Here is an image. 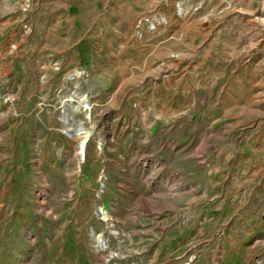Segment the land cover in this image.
Here are the masks:
<instances>
[{
    "label": "rangeland",
    "instance_id": "rangeland-1",
    "mask_svg": "<svg viewBox=\"0 0 264 264\" xmlns=\"http://www.w3.org/2000/svg\"><path fill=\"white\" fill-rule=\"evenodd\" d=\"M0 264H264V0H0Z\"/></svg>",
    "mask_w": 264,
    "mask_h": 264
},
{
    "label": "water",
    "instance_id": "water-1",
    "mask_svg": "<svg viewBox=\"0 0 264 264\" xmlns=\"http://www.w3.org/2000/svg\"><path fill=\"white\" fill-rule=\"evenodd\" d=\"M67 102V100L66 99H62L61 100V102H60V107L61 108H63L64 106H63V104L64 103H66ZM84 102H86V99L84 100ZM74 110H78L79 108L78 107H74L73 108ZM81 109H84V110H90V108H87V107H81ZM63 117H66V114L64 113V115L62 116V118ZM61 118V119H62ZM59 120L60 121V123H61V125L62 126H64V127H66L67 129H65V132H63V133H71V134H74L75 132H76V130H80V129H83L82 127H81V125H77L75 128H73V127H71V126H69V124H70V121H72V117H68L65 121H63V120ZM87 119H89V115H87ZM88 141V140H87ZM87 143V142H86ZM86 143H83V144H81V146H80V148L82 149V150H80V155L83 157V155H84V150H85V146H86ZM97 213H98V215L100 216V219L103 221V222H107V220H104L103 218H102V211L100 210V209H98L97 210ZM103 213H105V212H103ZM97 238L98 237H96L95 239L97 240ZM100 238V237H99ZM100 244H101V247L100 248H98L99 250H102V249H105L106 248V244H105V241L103 240V239H101L100 240Z\"/></svg>",
    "mask_w": 264,
    "mask_h": 264
},
{
    "label": "crops",
    "instance_id": "crops-1",
    "mask_svg": "<svg viewBox=\"0 0 264 264\" xmlns=\"http://www.w3.org/2000/svg\"><path fill=\"white\" fill-rule=\"evenodd\" d=\"M126 35V34H125ZM127 36H122L120 38V41L118 43H116L115 47H114V50L111 49V47L109 48H105L104 50V54L107 55H112L114 54L116 56V61H127V58L124 57L122 58V54H126L128 53V50H132L133 49H130V48H134V45H128V41L127 42H123L122 39H126ZM126 41V40H125ZM129 48V49H128ZM184 144H182L181 146H183Z\"/></svg>",
    "mask_w": 264,
    "mask_h": 264
},
{
    "label": "bare ground",
    "instance_id": "bare-ground-1",
    "mask_svg": "<svg viewBox=\"0 0 264 264\" xmlns=\"http://www.w3.org/2000/svg\"><path fill=\"white\" fill-rule=\"evenodd\" d=\"M65 104L66 103H64L63 104V106H65ZM85 107H87V108H89V106L86 104V106ZM68 117H71L69 114H66V117H63L61 120H63V121H65ZM70 125V124H69ZM82 132V131H81ZM89 133H86V132H84L83 133V135L81 136V143H80V146H81V144H83V143H86L87 142V140H88V138H89ZM86 147V146H85ZM80 150H82L81 148H80ZM80 150H79V155H80ZM81 156V155H80ZM85 157V150H84V155H83V158ZM81 158V157H80ZM101 211H102V209H100ZM102 215H103V211H102ZM99 244H100V242H99ZM101 245V244H100Z\"/></svg>",
    "mask_w": 264,
    "mask_h": 264
}]
</instances>
